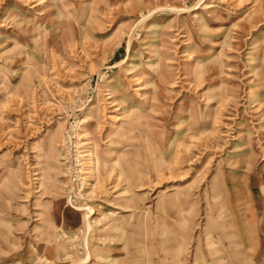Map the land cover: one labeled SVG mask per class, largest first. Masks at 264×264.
<instances>
[{
  "label": "rangeland",
  "instance_id": "obj_1",
  "mask_svg": "<svg viewBox=\"0 0 264 264\" xmlns=\"http://www.w3.org/2000/svg\"><path fill=\"white\" fill-rule=\"evenodd\" d=\"M0 264H264V0H0Z\"/></svg>",
  "mask_w": 264,
  "mask_h": 264
},
{
  "label": "bare ground",
  "instance_id": "obj_2",
  "mask_svg": "<svg viewBox=\"0 0 264 264\" xmlns=\"http://www.w3.org/2000/svg\"><path fill=\"white\" fill-rule=\"evenodd\" d=\"M211 8V7H210ZM109 83V82H108ZM136 89V91H140V90H144L145 88L144 87H137V88H135ZM113 97V96H112ZM113 104H112V107H116V106H118L117 105V103H115V100L112 102Z\"/></svg>",
  "mask_w": 264,
  "mask_h": 264
}]
</instances>
